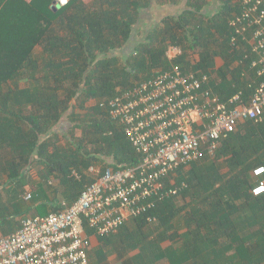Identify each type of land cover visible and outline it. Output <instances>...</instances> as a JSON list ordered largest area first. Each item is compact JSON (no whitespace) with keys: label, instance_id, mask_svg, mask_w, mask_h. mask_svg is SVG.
Segmentation results:
<instances>
[{"label":"trees","instance_id":"16d2710c","mask_svg":"<svg viewBox=\"0 0 264 264\" xmlns=\"http://www.w3.org/2000/svg\"><path fill=\"white\" fill-rule=\"evenodd\" d=\"M53 1L0 0V229L5 233L16 231L28 215L47 216L63 209L62 200L74 202L93 181L89 167L138 163L122 128L98 102L168 68V45L183 48L173 62L183 73L210 75L221 100L238 90L248 94L241 66L231 70L228 64L241 57L228 45V20L238 13L240 0H183L176 17L168 9L172 18L149 24L143 37L137 35L143 12L155 3L172 7L176 0H69L56 11ZM215 57L223 67L214 68ZM89 101L95 104L85 107ZM34 165L42 168L41 182L27 205L20 195L32 182L28 172ZM257 167H264V123L247 122L213 155L205 153L187 170L176 171V183H186L177 196L97 239L109 253L148 245L150 256L143 259L140 250L133 264H264V194L249 192L264 180V174L252 176ZM177 198L184 205L177 206ZM148 216L156 222L149 224ZM175 223L185 229L179 248L160 250L148 241V226L168 230Z\"/></svg>","mask_w":264,"mask_h":264},{"label":"built area","instance_id":"2783aa9c","mask_svg":"<svg viewBox=\"0 0 264 264\" xmlns=\"http://www.w3.org/2000/svg\"><path fill=\"white\" fill-rule=\"evenodd\" d=\"M68 2L54 0L52 6L59 9ZM228 27L229 49L241 56L240 77L248 94L238 90L221 100L210 75L183 73L173 63L183 48L169 46L168 68L100 104L122 128L138 163L124 169L89 167L86 174L93 181L74 202L62 200L58 212L22 218L16 231L0 237V264H93L88 232L108 237L130 219L153 211L186 188L184 181L176 183L179 168L187 170L205 153L213 155L244 123H264V0H240ZM262 169L255 168L252 176L261 177ZM249 192L263 195L264 180ZM147 222L156 218L148 216Z\"/></svg>","mask_w":264,"mask_h":264},{"label":"crops","instance_id":"0c3cea01","mask_svg":"<svg viewBox=\"0 0 264 264\" xmlns=\"http://www.w3.org/2000/svg\"><path fill=\"white\" fill-rule=\"evenodd\" d=\"M25 1H29V0H25ZM83 1L84 2H90L92 0H83ZM176 1H177V4L174 5V6L171 5L172 7H170V5L168 3H167V5H155L156 4L155 3L154 5H151V7L149 9L144 11L143 12V16H142V25H140V26L137 25V29H138L137 35L143 32L142 35H141V37H143V35L146 32V30L147 29L150 30V27L157 25V23L161 22L162 20L164 21V20H167L169 18H172V17H170L171 14H169V10L168 9H171L173 11L172 14L173 15L175 14V16H173V17H176L177 14L179 13V11L182 8L181 4H182L183 0H176ZM208 1H209V4H212L214 0H208ZM238 4H239V2H238ZM149 24L152 25V26L148 27ZM171 24H173L172 21H171ZM135 41H138V38H135ZM169 46H171V45H168L166 50L168 49ZM35 52L36 53L40 52V49L37 48L35 50ZM164 57H165V53H164ZM196 61H197V59H196ZM228 64H229V67H230L231 70L235 69L236 67H239L238 59L233 61V62H231V63L229 62ZM223 66H224L223 60L221 58H219V57H215V59H214V68L217 69V68H221ZM101 103H104V101L98 102L99 106H100ZM94 104H95V101H89V102H87L85 104V107H90V106H92ZM101 108H104V107H101ZM76 112L79 113V114H84L85 113V111H79L78 109L76 110ZM75 131H79L78 135L81 136V131L80 130H75ZM78 135H76V136H78ZM41 170H42V168L40 166H38V165H34L32 168L29 169L28 177L30 178V180L32 182H34V184L32 182L29 183L27 186H25L23 192L21 193L20 196H21V199L24 202V204L29 205L31 203L32 192L35 190L36 185L41 182V179H40L41 178ZM28 194L31 195V198L29 200H26L25 196L28 195ZM179 200H180V198L176 199V201H175L176 204H177V202ZM64 201L69 203L67 200H64ZM177 206H180V205L177 204ZM187 210H188V208L185 209V211H187ZM185 211H183L182 214H184ZM28 216H33V215H28ZM161 231L164 233V235H163V233H161V236H162L161 240H163L162 243L165 242L167 245L162 247V245H161L162 243H159L158 246H159L160 250H166L167 248L175 249V248H179L180 247V245H181L180 236L185 231V229L183 227V224L181 226H179L177 223H175L174 227L172 226L168 230L166 228L161 227ZM8 233L9 232L5 233V232H3L0 229V237L1 236H6V235H8ZM88 234L90 236V243H91V246H90V249H89V253H88L90 259L92 258V259L96 260L97 264L104 262V260L107 262L108 259H111V257L113 256V253H109L111 251V248L110 247L107 248V249L104 248V246L101 245V243L98 241V239L94 235H92V233H88ZM176 242H179V245H176ZM101 251L104 252L105 254H107V256L105 257L106 259H104V257L103 258L99 257L100 256L99 252H101ZM114 254H116V253L114 252ZM122 254H126L127 255V253H122ZM136 254L133 253L131 255V257H133L132 260L130 261L131 263H135V260H136V258L138 256V254L137 255ZM162 263L168 264V262H166V261H162Z\"/></svg>","mask_w":264,"mask_h":264},{"label":"rangeland","instance_id":"374dc122","mask_svg":"<svg viewBox=\"0 0 264 264\" xmlns=\"http://www.w3.org/2000/svg\"><path fill=\"white\" fill-rule=\"evenodd\" d=\"M56 11V10H55ZM189 58L190 59H192V61H193V59L195 58L194 57V55L193 54H190L189 55ZM74 135H78L79 134V131H74ZM79 136V135H78ZM224 172H226V170H224ZM177 204L178 205H180V207L182 206V205H184V202L182 201V199H180L178 202H177ZM148 230H149V238H148V241L149 242H153V243H157V244H159V243H162L163 242V240H161V238H162V236H161V233H163L162 231H161V227H158L156 224H153V225H150V226H148V228H147ZM163 235H164V233H163ZM162 245V247L163 246H166L167 244L164 242V243H162L161 244ZM176 245H179V242H176ZM140 250H142L143 251V254L141 255V256H143L142 258L143 259H146V257L147 256H150V249H149V246L148 245H144L142 248H140L139 250H135L134 252L133 251H127L126 253H127V255L126 254H122V252L120 253L119 251H118V253H116V254H114L113 253V256L111 257V259H108L107 260V262L104 260V262H102V263H98V264H133V263H131L130 261L132 260V258L133 257H131V255L133 254V253H137V254H139V251ZM136 254V255H137ZM110 256V255H109ZM104 259H106V258H104ZM91 261L93 262V264H97L96 263V260H94V259H92L91 258ZM98 261V260H97ZM150 261H152V258H151V260ZM156 264H166V263H162V262H157Z\"/></svg>","mask_w":264,"mask_h":264},{"label":"water","instance_id":"95a60500","mask_svg":"<svg viewBox=\"0 0 264 264\" xmlns=\"http://www.w3.org/2000/svg\"><path fill=\"white\" fill-rule=\"evenodd\" d=\"M51 8H52L53 11L57 10V8H55V7H53V6H52Z\"/></svg>","mask_w":264,"mask_h":264},{"label":"snow or ice","instance_id":"6c2138e0","mask_svg":"<svg viewBox=\"0 0 264 264\" xmlns=\"http://www.w3.org/2000/svg\"><path fill=\"white\" fill-rule=\"evenodd\" d=\"M261 171H264V169H262ZM262 189H257V191H261Z\"/></svg>","mask_w":264,"mask_h":264}]
</instances>
